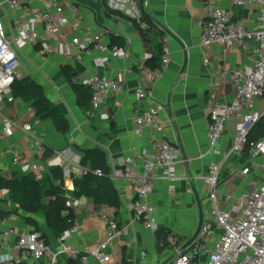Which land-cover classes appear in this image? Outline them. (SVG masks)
Segmentation results:
<instances>
[{
    "label": "crops",
    "instance_id": "obj_1",
    "mask_svg": "<svg viewBox=\"0 0 264 264\" xmlns=\"http://www.w3.org/2000/svg\"><path fill=\"white\" fill-rule=\"evenodd\" d=\"M0 0V17L9 37L16 35V25L22 18L21 10H14ZM151 25L143 30L128 18L111 12L102 0H50L46 6L34 5L55 13V5H63V16L69 20L79 21L78 31L65 28L69 39L77 36L80 30L92 28L103 34V44L107 47L119 46L125 49L127 59L119 60L109 52L94 51L86 56L83 62L69 61L64 55V46L59 38L48 36L42 24L38 27L39 42L18 50L20 66L17 79L30 78L44 91L47 98L56 105L67 120V133L58 131L49 118L37 117L36 110L23 101L16 99L14 106L0 107V121L9 118L16 127L9 137L0 140V177L16 178L34 173L37 177L51 173L49 163L59 153H67L71 158L86 156L87 151L100 150L104 153L106 169L120 197V206L114 208L101 205L90 197H74L73 181L65 184L64 189L69 201H78L72 213L81 235L70 236L65 244L83 252L86 248L97 247L105 238L106 226L99 213L102 209L110 211L120 228H124V237L116 242L108 253L112 254L109 264H173L177 251L186 246L203 222L211 213L208 200V186L202 179L208 172L212 162L221 161V157L210 154L208 131L210 116L207 109V94L212 79L219 74L223 66L239 68L249 63L250 52L234 47L224 50L214 46L206 51L200 46L201 22L204 18V0H144ZM221 8H231L227 0L214 1ZM74 9L76 12H74ZM235 21L242 27L253 29L257 26V10L251 6L232 8ZM167 36L170 62L157 82L142 81L138 74V63L144 62L150 69L162 64V38ZM117 44V45H114ZM76 53L78 50L73 48ZM210 63L205 64V55ZM104 61L103 67L96 65V60ZM79 75L87 71L89 74L116 80L125 86L126 91L110 96L106 108L94 112L89 100L85 106H79L75 92L68 83L64 69ZM73 82V81H72ZM75 84V83H73ZM146 86L152 91L154 104L163 107L160 114L164 125L163 134H155L150 129L139 137L135 133L134 119L146 108V103H137L135 91ZM221 99L231 101L234 98L232 87L219 90ZM258 101V108L264 103ZM32 109V113L28 109ZM30 124L38 138L43 142L45 150L53 155L39 153L32 147L31 135L23 126ZM234 134V123L230 124L228 133L220 142L222 154L231 146ZM158 139H166L177 147L180 162L176 166L179 178L176 182L157 180L154 184L151 204L155 209L154 219L159 228L169 231L161 240L166 243L160 250L157 232L135 222L130 205L136 192L127 178L121 174L119 161L135 156L137 172H142L143 163L140 158L143 152L151 155L154 143ZM16 154L22 160L16 164ZM259 160L251 162L247 153L231 156L223 164L221 173L220 197H237L258 186L261 181ZM252 164V165H249ZM250 166V176L240 177L232 174L234 168ZM40 167H44L40 171ZM86 170V168H85ZM222 208L228 210L230 205L220 201ZM210 224V222H209ZM211 234L202 241V249L197 257V264H206L209 253L221 238L223 231L214 223L210 224ZM30 232L42 235L46 242L59 250L60 239L49 228L43 214L28 215L19 206L12 203L9 191H0V242H6L13 248L18 236ZM195 243V242H194ZM194 243L184 252L191 251ZM83 254V253H82ZM205 257V262L200 260ZM61 264H102L98 259L88 256L86 262L63 256ZM23 264H29L27 262Z\"/></svg>",
    "mask_w": 264,
    "mask_h": 264
},
{
    "label": "built area",
    "instance_id": "obj_2",
    "mask_svg": "<svg viewBox=\"0 0 264 264\" xmlns=\"http://www.w3.org/2000/svg\"><path fill=\"white\" fill-rule=\"evenodd\" d=\"M113 13L120 14L136 23L143 30H147L151 20L144 0H102ZM204 0V18L201 22L200 46L208 51L214 46H221L224 50L240 48L250 52L249 63L239 68L223 66L218 75L211 82L207 94V109L210 116L208 139L210 154L221 157V161L211 163L208 174L202 179L208 186V200L211 203V213L207 221L203 222L194 247L189 252L177 251L173 264H197L202 241L211 234V223L217 225L223 234L209 253L206 264H264V138L250 142L249 135L253 128L264 118V110L258 108V101L264 99V0H227L231 8H221L214 2ZM14 10H21L22 18L16 25L14 38L8 36L5 24L0 17V107L14 106L16 98L13 95V86L17 79L20 66L18 50L39 42L38 27L44 26L45 33L53 38H59L64 46V55L67 60L83 62L86 56L94 51L109 52L112 57L125 60L128 57L124 48L119 46L107 47L103 44V34L92 28L79 31V34L69 39L63 32L65 28L77 30L79 21L69 20L63 16V5H55V13L37 7L40 3L46 6L50 0H5ZM251 6L257 10V26L248 29L235 21L232 8ZM74 12L76 10L74 9ZM149 22V23H148ZM168 38H162V64L156 69H150L144 62L138 63V74L142 81L157 82L170 62V53L167 46ZM73 48L78 51L75 53ZM205 64H209L208 55H205ZM98 67L104 66L102 59L96 60ZM73 83L87 87L91 92L90 106L92 111L101 112L106 108L110 96L125 92V86L109 80L98 74H89L85 71L73 79ZM232 87L234 98L231 101L221 99L219 90ZM137 103H146L147 108L134 119L135 133L142 137L145 130L150 129L155 134L164 133V125L160 114L163 107L154 104L152 91L146 86H140L135 91ZM32 113V109H28ZM234 123V134L231 146L222 154L220 142L226 134L228 126ZM16 123L9 118L0 121V140H6L14 130ZM24 131L32 137V147L39 153L44 152L43 142L38 138L36 130L30 125L23 126ZM247 153L251 162L259 160L261 181L258 186L237 197H220L221 173L224 162L231 156ZM143 167L137 172L138 162L135 156L119 161L121 174L129 180L136 192V197L130 205L132 218L147 229L157 232L158 223L154 219L155 209L151 204L154 184L157 180L176 182V166L180 162V153L175 145L166 139H158L154 143V152L149 155L143 152L140 156ZM22 160L16 154L14 162ZM252 165V164H249ZM234 168L232 174L246 177L251 175L250 166ZM50 167H59L63 172L65 184L81 178L86 170L82 166V158L73 155L71 158L63 152L50 161ZM44 167H40L43 171ZM96 175H103L97 170ZM39 179L41 178L38 177ZM230 205L228 210L223 209L220 201ZM71 207L65 215L70 216L72 208L78 201H69ZM106 226L104 240L95 248H86L83 252L73 250L65 244V240L74 235H81L83 231L77 222L64 233L60 239L59 250H54L40 233L30 232L18 236L16 244L11 248L6 242H0V264H61L63 256L86 262L88 256L98 259L102 264L112 261V254L116 242L121 240L126 230L120 228L109 210L102 209L99 213ZM210 222V224H209ZM83 253V254H82Z\"/></svg>",
    "mask_w": 264,
    "mask_h": 264
},
{
    "label": "trees",
    "instance_id": "obj_3",
    "mask_svg": "<svg viewBox=\"0 0 264 264\" xmlns=\"http://www.w3.org/2000/svg\"><path fill=\"white\" fill-rule=\"evenodd\" d=\"M64 73L76 94L79 106H85L90 99L89 89L73 84L72 81L77 74L71 72L67 67L64 69ZM13 95L16 99L34 108L37 112V117L51 119L58 131L64 134L67 133L66 117L47 98L43 89L34 80L28 77L16 79L13 86ZM263 138L264 118L250 132L249 141L256 142ZM48 152L49 150L44 149L46 158L53 155V153L48 154ZM82 166L86 168V173L74 181V197H90L95 202L112 207L117 211L120 206V197L106 169L104 153L100 150L87 151L86 156L82 158ZM97 170H102L103 175H96L95 172ZM4 190L11 193L12 203L19 206L28 215L43 214L46 217L49 228L57 238L61 239L64 233L73 226V221L75 220L73 213L71 212L70 216L65 215L71 207L68 205L69 200L64 189L61 168H51V173L43 174L40 179L34 173H28L25 176L12 179L0 177V191ZM168 234V230L161 227L158 229L157 236L160 250L166 246V243L161 239ZM123 264H128L125 259Z\"/></svg>",
    "mask_w": 264,
    "mask_h": 264
},
{
    "label": "water",
    "instance_id": "obj_4",
    "mask_svg": "<svg viewBox=\"0 0 264 264\" xmlns=\"http://www.w3.org/2000/svg\"><path fill=\"white\" fill-rule=\"evenodd\" d=\"M201 220H202V221H201L200 228L198 229V232L195 234V236L192 238V240H191L186 246H184V247L182 248V251H183V252H184L185 250H187L188 247H190V246L196 241V239L198 238L199 233H200L201 228H202V225H203V218H202Z\"/></svg>",
    "mask_w": 264,
    "mask_h": 264
},
{
    "label": "rangeland",
    "instance_id": "obj_5",
    "mask_svg": "<svg viewBox=\"0 0 264 264\" xmlns=\"http://www.w3.org/2000/svg\"><path fill=\"white\" fill-rule=\"evenodd\" d=\"M261 109L264 110V103L261 105ZM229 127H230V125L228 126V129H227L226 133H228ZM200 262L201 263H204L205 262V257H202L201 260H200Z\"/></svg>",
    "mask_w": 264,
    "mask_h": 264
}]
</instances>
